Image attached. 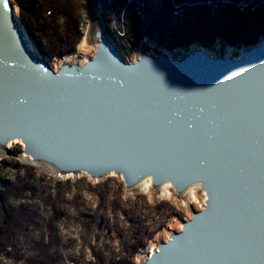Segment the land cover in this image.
<instances>
[{
    "label": "water",
    "instance_id": "1",
    "mask_svg": "<svg viewBox=\"0 0 264 264\" xmlns=\"http://www.w3.org/2000/svg\"><path fill=\"white\" fill-rule=\"evenodd\" d=\"M84 41L90 57L53 69L0 0V147L127 190L196 186L202 208L143 264H264V36L237 57L197 45L127 60L94 16Z\"/></svg>",
    "mask_w": 264,
    "mask_h": 264
},
{
    "label": "trees",
    "instance_id": "2",
    "mask_svg": "<svg viewBox=\"0 0 264 264\" xmlns=\"http://www.w3.org/2000/svg\"><path fill=\"white\" fill-rule=\"evenodd\" d=\"M98 1L104 11L100 18L105 33L113 38L124 56L131 55L141 38L167 49L182 48L191 40H202L211 24L220 37L230 42L238 37V22L251 8L259 12L254 23L255 36L241 39L242 42L246 46L256 44L264 30L262 0H111L110 9L105 0ZM18 3L19 19L40 55L55 58L76 48L88 22L87 0H18ZM114 13L117 14L116 31L110 27V16ZM215 13L224 21L221 28ZM178 14L192 15L195 19L192 23L189 19L175 22ZM199 17L202 23L197 22ZM11 167L16 172L14 177H0V264L2 259H23L27 264H60L62 255L58 245L61 241L56 223L62 220L79 225V236L84 240L95 227L103 226L117 241V253L108 246L89 245L95 264H132L134 254L150 239L153 231L147 223L146 212L155 213L158 205L151 209L129 203L121 197V184L108 194L103 214L99 189L96 190L98 202L88 211L78 200L77 192L66 196L71 192L68 180L62 183L45 175L37 177L36 167L21 162ZM64 240L63 251H66L71 243ZM28 253L33 254L26 256Z\"/></svg>",
    "mask_w": 264,
    "mask_h": 264
},
{
    "label": "rangeland",
    "instance_id": "3",
    "mask_svg": "<svg viewBox=\"0 0 264 264\" xmlns=\"http://www.w3.org/2000/svg\"><path fill=\"white\" fill-rule=\"evenodd\" d=\"M13 2L17 4L18 14H19L18 0H13ZM105 2L107 3V9H110L108 3H110L111 0H105ZM262 2L264 3V0H262ZM87 3H88V14L86 15L87 21H89L94 16L100 17V14L104 12L102 11V8L100 6L101 1L87 0ZM214 9L216 10L217 6H214ZM217 11H219V9ZM111 15L112 16H110V24H111L110 27L114 28L115 30L118 28L117 14L114 13ZM258 16H259V12L257 10L252 8L247 10L242 15L241 20H239L238 22L239 27H237L235 24V26L238 28L236 29L240 31L238 37H236L235 39H231L230 42L220 37L217 34L218 33L217 30L214 31L215 28L213 27L214 24L213 25L207 24L209 25L207 26V30L209 32L200 41L191 40L189 44H185L182 48L167 49L164 48L163 46L159 47L154 45L146 38H141L138 41L136 47L132 49L131 55L125 56V58L127 60H133L142 51L151 52L152 54H156L159 51H163L169 57L176 58L192 50L197 45H200L204 50H206L208 53L214 56L231 54L234 57H237L247 47L246 44H244L241 39L249 40L250 39L249 37H251V35L255 36L254 23L256 17ZM120 18L121 17L119 16V21ZM182 19L185 21H188L189 19L192 23L195 18L192 15H188V14L186 15L178 14L175 22H179ZM215 19L219 20L220 24L218 25L221 28L222 23L224 21L222 20L221 17H217L216 13H215ZM18 20L20 21L19 16H18ZM197 22L202 23L203 20H201L199 17ZM86 25L82 29L83 31L82 38L80 39L76 48L72 52L55 58H49L45 55H42L49 62V65L53 69L57 68L63 61L81 62L93 54L94 46L88 45L84 41V32ZM105 34L110 39L113 40V38L110 35H108L107 33ZM262 36H264V30L262 32ZM257 39L259 40V38ZM15 162H21V163L33 165L29 162L27 156L22 155L21 145L19 143H14L9 147H7L5 151L0 152V167H2V170H0V177L3 176L14 177L16 172L12 169L11 165H13ZM4 165H7V167L5 168ZM33 166L37 168V177L41 175H45L46 178H50L54 181H60L62 183L68 180L70 183L71 192L66 196L67 197L71 196L73 192H77L79 194L78 200L83 203L84 208L87 209L88 211L94 209V207L96 206L98 202L96 190L99 189L102 192L99 197L100 198L99 203L101 205L100 207L103 210V211L100 210V212L105 214L104 210H106L108 204V198H109L108 194H110V192H112L114 189H117L118 185L120 184L122 185L121 197L123 199H126L129 203L132 202V204L139 205L140 207H143V205H146V207L150 206L151 209L154 205H158V210L155 213L150 211L146 212V214L148 213V216L146 217L148 219L147 223L148 225L151 226L150 228L152 229L153 232L150 239L146 242V245L143 248H141L139 251H137V253H135L134 256L132 257V264H143L144 259L147 257L150 251L156 247L157 243L159 241L166 240L171 232L178 231L180 229L181 222L183 220L188 219L191 216L193 210L201 209L205 199L203 192H201L199 189H194L190 194L184 196H177L172 190V188L168 185L169 196H159V191L152 190L150 188H148L146 191H138L135 188L127 190L123 187V183L121 179L117 176H108L99 180H92L86 175H80L77 177H72V176L63 177L48 172L44 167H40L36 165ZM44 183H47V179H44ZM39 226H41V224H39ZM56 228L58 230V235L61 241L60 245H58L59 246L58 249L60 250L62 255V262L60 264H95L96 262L95 258L92 256V253L88 250L90 244L93 245L94 243H97V245H100L105 248H107L108 246L109 250L110 249L113 251L116 250L117 241L116 240L114 241L112 239L110 233L106 232L105 227L103 226L95 227L93 231L89 233L87 240H84L79 236V231H80L79 225H77L76 223L72 224L71 221L70 222L66 221L65 223H63L62 220L59 223H56ZM63 240L68 244L71 243V245L68 247L69 249L67 248L66 251H63ZM31 254L33 253H28L26 254V256ZM68 254L70 256L72 255V257H69ZM1 264H27V263L23 259L22 260L19 259L17 261H14L12 259H5L4 261L2 259Z\"/></svg>",
    "mask_w": 264,
    "mask_h": 264
},
{
    "label": "bare ground",
    "instance_id": "4",
    "mask_svg": "<svg viewBox=\"0 0 264 264\" xmlns=\"http://www.w3.org/2000/svg\"><path fill=\"white\" fill-rule=\"evenodd\" d=\"M8 4H9V10H10V13H11V16L12 18L19 22L20 21L18 20V7H17V4H15L13 2V0H7ZM14 3V4H13ZM26 33V32H25ZM27 36H29L27 33H26ZM16 143V141H9L5 144L4 147H0V152H3L5 151L6 147H9L10 145ZM48 172L51 173L50 169L48 167H44ZM69 176V175H68ZM77 176H80L77 175ZM149 188V178H145L143 180H141L136 186H135V189L138 190V191H146L147 189ZM194 189H197L196 186H193V187H190L189 189H187V191H185L183 193L182 196L184 195H187V194H190ZM157 191H159V196H169V189H168V184H162L158 189Z\"/></svg>",
    "mask_w": 264,
    "mask_h": 264
}]
</instances>
